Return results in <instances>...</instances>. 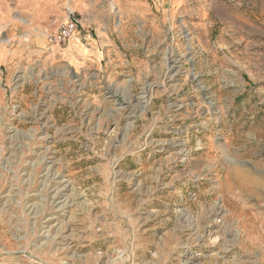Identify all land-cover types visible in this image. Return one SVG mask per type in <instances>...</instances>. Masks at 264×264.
Here are the masks:
<instances>
[{"label":"rangeland","instance_id":"obj_1","mask_svg":"<svg viewBox=\"0 0 264 264\" xmlns=\"http://www.w3.org/2000/svg\"><path fill=\"white\" fill-rule=\"evenodd\" d=\"M21 1L0 0V264H264V0H80L51 49Z\"/></svg>","mask_w":264,"mask_h":264},{"label":"crops","instance_id":"obj_2","mask_svg":"<svg viewBox=\"0 0 264 264\" xmlns=\"http://www.w3.org/2000/svg\"><path fill=\"white\" fill-rule=\"evenodd\" d=\"M80 0H23L21 1V6L28 9V12L25 14V18H20L21 24L25 26H32L33 24L39 29V24L42 27L49 25L51 21L54 24H59L68 9H73L77 14V9H80L81 4ZM40 22V23H39ZM38 23V26L37 24ZM44 31L41 29L39 32ZM35 40L37 43L42 46L45 44V37L41 35L36 36ZM76 46L75 40L69 44V49Z\"/></svg>","mask_w":264,"mask_h":264},{"label":"built area","instance_id":"obj_3","mask_svg":"<svg viewBox=\"0 0 264 264\" xmlns=\"http://www.w3.org/2000/svg\"><path fill=\"white\" fill-rule=\"evenodd\" d=\"M80 23L76 12L72 8L68 9L65 18L57 25L55 31L46 35L47 46L50 49L57 46H64L75 36Z\"/></svg>","mask_w":264,"mask_h":264}]
</instances>
